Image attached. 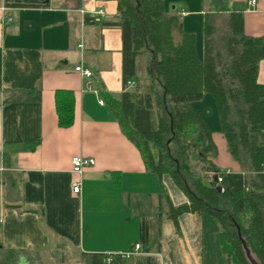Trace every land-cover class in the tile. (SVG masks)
Here are the masks:
<instances>
[{"label":"crops","instance_id":"obj_1","mask_svg":"<svg viewBox=\"0 0 264 264\" xmlns=\"http://www.w3.org/2000/svg\"><path fill=\"white\" fill-rule=\"evenodd\" d=\"M45 1L43 7H12L0 0V264H83L85 253L122 255L123 264H238L212 216L184 212L175 222L167 215L155 175L100 94L119 98L123 91L122 31L106 24L116 19L118 0ZM164 5L195 34L199 59L206 13L241 12L245 33L264 35V0L253 8L248 0ZM196 22L202 34L193 30ZM149 59L148 52L136 57L138 83L148 80ZM78 65L92 75L76 71ZM257 81L264 84V59ZM58 90L73 94L67 125L58 120ZM192 106L212 132L215 164L240 172L219 128H210ZM76 155L94 164L75 173ZM161 181L172 205L188 202L169 174ZM74 183H80L78 193Z\"/></svg>","mask_w":264,"mask_h":264},{"label":"trees","instance_id":"obj_2","mask_svg":"<svg viewBox=\"0 0 264 264\" xmlns=\"http://www.w3.org/2000/svg\"><path fill=\"white\" fill-rule=\"evenodd\" d=\"M12 7H43L45 0H4ZM206 13L203 56L196 54L194 33L183 28L180 15L164 0H118V15L106 24L122 31V84L119 98L100 91L123 132L141 150L148 169L160 186V202L175 222L184 212L212 216L229 242L238 264H251L242 240L254 260L264 264V84L257 81L264 59V35L244 31L243 14L223 17ZM148 52L147 82L138 83L136 57ZM134 81L132 88L128 82ZM137 81V82H136ZM1 85V53H0ZM205 93L213 97L227 151L240 172L221 169L213 159L217 147L193 102ZM61 125L73 120V94L56 92ZM197 161L193 164V161ZM213 175L204 178L197 167ZM169 174L188 202L172 205L161 177ZM220 186V190H217ZM140 236L147 238L146 223ZM13 252V251H10ZM109 258V260H108ZM83 264H123L122 255H80Z\"/></svg>","mask_w":264,"mask_h":264},{"label":"rangeland","instance_id":"obj_3","mask_svg":"<svg viewBox=\"0 0 264 264\" xmlns=\"http://www.w3.org/2000/svg\"><path fill=\"white\" fill-rule=\"evenodd\" d=\"M215 6V5H214ZM171 8V6H170ZM223 14H217L216 15V20H215V26L217 27V29H219V31L221 30V25L223 23ZM200 24L197 27V22L196 25L194 24L195 29L197 34L201 33L202 34V22L198 23ZM201 27V28H200ZM141 66H143V62L145 61V57L141 58ZM140 79H143V77H141ZM193 105H195L196 108H199L202 112V114L204 115V118L208 124V126L210 128H219V120H218V116H217V112H216V108H215V103L213 100V97L211 96V94L207 93L205 98L200 100L199 102H193ZM193 164H196L197 161H193ZM201 166H204V164L201 162V164L197 167V170L200 172V174L204 177V178H209L210 176L213 175L212 172H205L204 170H202Z\"/></svg>","mask_w":264,"mask_h":264},{"label":"built area","instance_id":"obj_4","mask_svg":"<svg viewBox=\"0 0 264 264\" xmlns=\"http://www.w3.org/2000/svg\"><path fill=\"white\" fill-rule=\"evenodd\" d=\"M255 4H256V0H248V5L251 8H253ZM75 70L79 71L82 75L86 77H89L92 75L91 71H89L88 69H83L80 65L76 66ZM134 84H135L134 81L128 82L129 86H133ZM93 164H94V159L89 158V157H83V156L76 155L71 158L72 171L78 174H80L86 166L93 165ZM219 180H220V177L217 175V181ZM72 189H73V193H78L80 189V183H74ZM139 250H141V246L140 244L137 243L134 245V251L136 252Z\"/></svg>","mask_w":264,"mask_h":264},{"label":"water","instance_id":"obj_5","mask_svg":"<svg viewBox=\"0 0 264 264\" xmlns=\"http://www.w3.org/2000/svg\"><path fill=\"white\" fill-rule=\"evenodd\" d=\"M213 180H214V181H217V175H216V174L213 175ZM220 189H221L220 186H217V190H220ZM242 245H243V248H244V250H245L246 256H247V258L249 259L250 263H251V264H258V263L254 260V258L252 257V255H251V253H250V250H249L248 247L246 246V243H245L244 240H242Z\"/></svg>","mask_w":264,"mask_h":264}]
</instances>
